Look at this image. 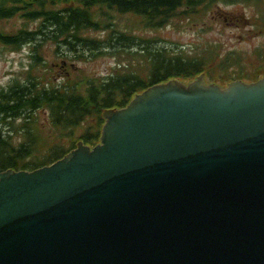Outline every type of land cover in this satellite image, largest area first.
<instances>
[{
  "label": "water",
  "instance_id": "1",
  "mask_svg": "<svg viewBox=\"0 0 264 264\" xmlns=\"http://www.w3.org/2000/svg\"><path fill=\"white\" fill-rule=\"evenodd\" d=\"M105 117L93 151L0 173V264H264V79Z\"/></svg>",
  "mask_w": 264,
  "mask_h": 264
},
{
  "label": "trees",
  "instance_id": "2",
  "mask_svg": "<svg viewBox=\"0 0 264 264\" xmlns=\"http://www.w3.org/2000/svg\"><path fill=\"white\" fill-rule=\"evenodd\" d=\"M260 1L0 0V19L17 16L37 23L33 30L0 32V43L14 48L31 43L38 57V49L45 42H52L72 59L87 60L109 54L121 58L123 68L106 78L77 81L68 78L62 82L51 79L44 82L41 77L29 74L25 82L14 81L0 88V120L9 119L10 124L20 121L14 129L18 134L16 140L11 132L0 130V172L33 170L50 164L61 159L78 140L95 143L100 137L106 109L124 107L136 93L154 84L192 79L210 68L207 57L216 55L215 51L174 52L157 45V41L131 34L130 24L123 30L117 23L118 15L132 16L135 29H157L175 18L204 16L218 2L257 4ZM89 32L105 35L96 39ZM238 58V54L227 57L228 64L236 60L232 64L238 62L240 66L221 68L223 79H257L260 68L249 77ZM208 77L211 82H217L210 74ZM40 113L46 115V122H38ZM79 127L82 131L76 133Z\"/></svg>",
  "mask_w": 264,
  "mask_h": 264
},
{
  "label": "rangeland",
  "instance_id": "3",
  "mask_svg": "<svg viewBox=\"0 0 264 264\" xmlns=\"http://www.w3.org/2000/svg\"><path fill=\"white\" fill-rule=\"evenodd\" d=\"M261 15L264 16V0L257 4L249 2L235 5L219 4L204 17H191L190 21L186 20L184 16L179 17L164 28L147 30L140 34L158 39L157 45L159 46H167L173 51H182L187 54H191L190 52L202 53L205 50L216 52L217 46L220 49L219 54L235 52L243 60L248 59L247 65L244 67L251 77L258 67V61L253 54L255 50L264 47V28L260 32L259 27L248 24V21L253 19L247 17L257 19ZM133 22L134 18L130 15H118L117 17L118 25L130 24L132 31L135 30ZM23 26L33 29L36 23L24 21L17 16L0 19V31L3 32H16ZM32 55L31 44H25L17 50L0 45V86H7L12 80H24L27 77V71L31 70L30 65L34 64ZM250 57L253 59L250 60ZM64 58L73 60L72 57L64 54V50L61 48H58L55 53L53 44L48 42L40 49V63L32 71V75L41 77L44 81H48L50 78H56L55 81H59L63 76H69L71 79L85 76H107L117 69H122L118 67L121 58H113L109 55L97 56L85 61H68L65 64L62 63ZM220 73V67H216L210 71V77L217 83H221ZM204 80L211 81L208 77H204ZM44 118L43 115L38 116L39 121ZM12 128L15 127L6 120H0V129L10 131ZM51 135L53 136L55 133L51 132ZM13 137H17V134L14 133Z\"/></svg>",
  "mask_w": 264,
  "mask_h": 264
}]
</instances>
